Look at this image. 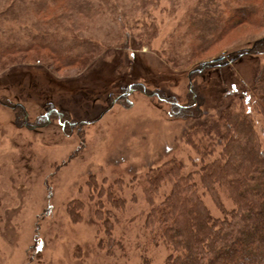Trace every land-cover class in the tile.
Here are the masks:
<instances>
[{
  "label": "rangeland",
  "instance_id": "1",
  "mask_svg": "<svg viewBox=\"0 0 264 264\" xmlns=\"http://www.w3.org/2000/svg\"><path fill=\"white\" fill-rule=\"evenodd\" d=\"M141 1L73 0L61 10L55 0H0V264L164 261L163 245L141 244L148 209L143 176L171 158L190 169L193 151L185 122L171 114L168 100L126 89L142 83L179 103L192 89L203 100L206 135L215 139L221 110L234 94L249 97L264 54L189 70L245 48L264 35V27L238 26L193 58L190 35L205 36L201 21L226 14L241 0ZM191 13L200 21L195 29ZM42 42L53 54L34 47ZM90 56L91 65L84 61ZM62 111L80 124L63 129L56 119ZM254 117L264 150V123ZM108 195L124 199L122 208H110ZM108 214L115 223L111 236L102 225Z\"/></svg>",
  "mask_w": 264,
  "mask_h": 264
},
{
  "label": "trees",
  "instance_id": "2",
  "mask_svg": "<svg viewBox=\"0 0 264 264\" xmlns=\"http://www.w3.org/2000/svg\"><path fill=\"white\" fill-rule=\"evenodd\" d=\"M55 1L63 10L64 4L73 0ZM146 3L141 1L142 5ZM241 3L229 8L226 14L217 11L215 17L208 16L201 21L205 36L189 31L193 48L190 46L187 52L193 50V58L238 26L264 27V0H241ZM189 18L190 27L193 25L195 29L200 21L194 22V13ZM154 30L153 27L148 36ZM48 44L42 42L37 46L35 43L34 47L49 49L53 54ZM251 53L264 54V35L245 48L202 61L189 71L200 72L219 66L226 58L235 61ZM160 54L173 66L179 64L174 57ZM93 59L90 56L84 61L91 65ZM60 62V67H64V60ZM134 87L168 100L171 114L185 122L183 134L193 151L189 157L190 169L185 168L182 160L171 158L149 168L143 176L142 190L148 209L141 225L142 247L163 245L168 253L161 264H264V150L254 117V114L260 115L264 123V61L255 67L249 97L234 94L221 110L218 121L222 131L215 139L206 135L209 121L201 110L203 100L192 89L190 97L179 103L162 90H148L142 83L132 84L126 90ZM249 102L252 111L248 109ZM56 119L63 129L80 124L72 122L68 111L59 112ZM205 196L211 200L216 213L205 203ZM106 199L110 208L121 209L125 201L111 195ZM75 206L71 202L67 207L73 211ZM106 211L111 213L110 209ZM109 214L102 225L104 232L111 236L115 223L109 221ZM144 264L152 263L145 258Z\"/></svg>",
  "mask_w": 264,
  "mask_h": 264
},
{
  "label": "water",
  "instance_id": "3",
  "mask_svg": "<svg viewBox=\"0 0 264 264\" xmlns=\"http://www.w3.org/2000/svg\"><path fill=\"white\" fill-rule=\"evenodd\" d=\"M231 61H233V58H231V59L229 60V62H231Z\"/></svg>",
  "mask_w": 264,
  "mask_h": 264
}]
</instances>
